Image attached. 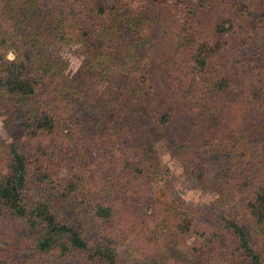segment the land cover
Wrapping results in <instances>:
<instances>
[{"label":"trees","instance_id":"1","mask_svg":"<svg viewBox=\"0 0 264 264\" xmlns=\"http://www.w3.org/2000/svg\"><path fill=\"white\" fill-rule=\"evenodd\" d=\"M106 1L4 0L0 9V102L17 104L12 129L19 137L11 142L0 137V217L18 224L17 237L42 255L35 264H156L157 258L168 264L167 259L174 256L185 264H264V179L253 186L257 178L264 177V49L253 52L248 100H225L235 82L217 68L230 42L218 37L216 32L222 29L213 25L217 0H157V4L167 7L178 33V50L187 60L185 72L179 69L174 77L181 80L177 82L180 97L193 119L180 145L182 150L176 153L193 164L190 170L202 185L216 186L217 201L227 202L237 192L244 193V215L221 210L213 219L218 220L216 224L200 230L199 223L211 219L183 211L153 194L154 159L117 130H104L101 139L109 149L118 148L119 139L125 145L120 149L122 156L94 169L98 174L78 171L80 151L78 157L68 151L64 146L67 139L59 134L62 118L67 119L63 112L66 97L76 90L84 98L85 92H81H88L99 80L97 76L107 73V59L127 64L126 34L135 33L134 39L141 42L139 35L148 26L146 0ZM229 1L237 4L242 0ZM250 30L251 43L258 47L257 29ZM51 36L60 42L76 37L83 44L87 78L65 73L68 63L51 53ZM11 51L13 59H9ZM148 65L145 62L140 69L141 63H134L131 92L145 101L142 112L166 129L173 113L161 105L148 85ZM253 114L263 118L253 124L256 120H249L256 118ZM48 135L57 137L53 146L43 143L42 137ZM35 138L43 141L28 147ZM117 171L121 173L117 175ZM33 183L54 190L58 197L46 201L31 196ZM104 192L114 193L119 206L101 202ZM86 197H91L95 213L104 217L106 230L117 226V220L129 222L131 229L94 238L86 225L91 216L78 212ZM152 206L150 214L141 213ZM158 208L166 214L164 221L156 218ZM151 216L158 228L146 248L136 241L141 234L137 231ZM131 234L126 248H120ZM194 235L193 244L188 243V237ZM137 251L145 257H138Z\"/></svg>","mask_w":264,"mask_h":264},{"label":"rangeland","instance_id":"2","mask_svg":"<svg viewBox=\"0 0 264 264\" xmlns=\"http://www.w3.org/2000/svg\"><path fill=\"white\" fill-rule=\"evenodd\" d=\"M91 1L99 3L101 0ZM106 2L112 3L113 0ZM145 2L147 4L145 15L148 17L146 20L148 26L142 32L143 35H139L142 37L141 42L134 39L136 38L135 33L125 36L127 38L125 44L129 50L126 52L129 55L127 64L123 65L120 61L107 59L105 62L108 68L107 73H104L103 77L97 76L99 80L97 79L88 92L85 90L81 92V95L85 92L84 98H81L80 93H77L76 90L71 92L67 90L69 95L64 103L66 110L63 111L67 119L62 118V130L59 131L60 136L67 139L64 146H68V151L71 153H78L77 157L80 151V158L77 160L80 174L86 175L90 171L93 174H98V170L94 169L112 160V157L122 156L120 149L125 145L119 139H116L115 143L118 148L112 149L107 148L102 140L101 133L104 130L115 133L117 130L124 134L125 139L131 141V144L141 146L149 152L150 157L154 159L155 168H152L153 194L180 207L183 211L211 219L202 220V222L209 221V223L204 222V225L199 223L200 230L211 226V224H216L218 220L213 219L218 217L221 210H225L232 216L241 217L245 213L244 201L242 200L244 193L237 192L235 197L227 202L217 201L219 193L216 186L202 185L195 173L190 170L193 164H190L189 161H183L176 153L178 150H182L180 145L183 137L188 134V127L193 119L185 101H182L180 97L181 91L178 90L177 82L181 80L174 77L179 69L185 72L187 60L184 54L178 50V33L175 31L176 28L173 26L172 19H170L171 16L166 11L165 4L158 5L157 0H146ZM216 2L217 18L213 21V25L222 29L216 34L218 37H225L228 41L230 40L217 68L219 72L231 75L235 82V85L226 93L225 100H248L246 96L247 84L255 65L251 62L253 52L259 54L261 49H264V0H242L237 4H232L229 0H217ZM3 5L4 0H0V9ZM254 27L257 29L255 33H258V40H260L259 48L255 43H251L249 37L252 31L250 29ZM146 38L148 41L143 43V39ZM131 49L133 52H130ZM50 51L53 55L61 56L68 63L65 68V73L68 76L87 78L84 70L85 47L76 37L66 42H60L51 36ZM10 55L14 56V53L11 51L9 52ZM138 62L141 63L140 69L144 68L145 62L146 64L149 63L148 70H145L150 77L148 85H150L152 92L159 97L157 100H160L161 105L173 113V120L166 129L152 122L142 112L145 101L137 98V94L131 92V87L135 82L132 68L134 63ZM243 70L246 71L245 76H242ZM136 73L138 74V72ZM14 103L0 102V137L6 142H11L19 137L17 132H13L12 129L16 125L13 123V115L16 113V103ZM253 115L256 118L250 117L249 119L250 121L256 120L253 124L263 118L259 114ZM118 136L116 137L118 138ZM42 138L46 140L43 142L44 144H51L52 146L57 140L56 135L43 136ZM41 141L43 140L38 138L29 140L28 147H37ZM119 173L121 172L117 171L116 174L119 175ZM123 177L126 178V176ZM263 179L264 177L257 178L253 186L258 185ZM30 195L46 201H55L58 197L54 190L45 185L34 183L30 189ZM100 197L101 202L105 204L119 206L114 193L104 192L103 196ZM83 200H81L78 212L81 213V216L86 214L91 216L86 225L94 238L103 239L109 234L116 236V234H120V231L125 232L131 229L129 222L117 220L119 222L117 226L111 228V231L106 230L103 225L104 217L95 213L91 197H86ZM153 210L154 207L152 206L141 213L150 214ZM156 215L158 220L166 216L162 208L156 210ZM73 216L77 218L76 214ZM3 220L0 217V264H35L38 260L41 262L43 257L37 253V249L31 243L24 242V239L17 237L19 225H11ZM155 220V217L151 216L150 219L147 217V220L141 224L139 231H137L141 234H137L139 236L136 241L142 242L146 248L150 247L148 241L156 231L155 229L158 228ZM133 236L131 234L128 239H125V244L123 243L120 248L125 249L127 242ZM194 237L195 235L188 237V243L193 244ZM8 238H10L9 245V242L6 241ZM146 238L148 239L144 242ZM165 243L172 245L170 240H166ZM135 254L141 258L145 257L141 251H137ZM162 261L163 259L157 258L155 263L163 264ZM166 262L168 264H185L182 259L175 256L169 257Z\"/></svg>","mask_w":264,"mask_h":264},{"label":"clouds","instance_id":"3","mask_svg":"<svg viewBox=\"0 0 264 264\" xmlns=\"http://www.w3.org/2000/svg\"><path fill=\"white\" fill-rule=\"evenodd\" d=\"M13 58H14L13 56H11V55L9 56V59H13Z\"/></svg>","mask_w":264,"mask_h":264}]
</instances>
